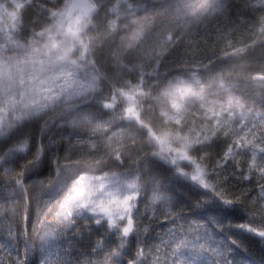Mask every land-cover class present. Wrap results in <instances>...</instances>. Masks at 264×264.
Masks as SVG:
<instances>
[{
    "label": "trees",
    "instance_id": "trees-1",
    "mask_svg": "<svg viewBox=\"0 0 264 264\" xmlns=\"http://www.w3.org/2000/svg\"><path fill=\"white\" fill-rule=\"evenodd\" d=\"M115 1L95 0L99 9L91 15V23L101 39L90 59L110 90H129L130 83L144 90L143 75L152 70L159 78L156 89L151 85L139 102L145 113L132 126L143 146L134 162L124 160L125 168L87 162L80 167L79 162L77 171L72 167L70 179L80 173H105L135 180L139 184L136 232L123 238L120 231L96 226L87 212L71 226H54L50 214L39 209L53 190L46 194L34 183L55 176L57 150L62 146L57 150L48 146L55 140L59 122L66 125L68 116L62 117L57 109L34 115L28 106L43 78L42 59L57 53L59 59L65 56V31L48 27L45 14L30 2L0 0V65L10 68L16 91L8 108L0 112V258L5 264H16L17 249L23 258L26 248L29 257L35 255L44 264H144L157 254L160 264L165 259L174 264L179 256L192 264H216L219 251L225 256L231 252L228 264H264V241L235 226L264 225V81L254 79V75L264 76V36L260 35L264 0H204L200 4L196 0H125L140 7L120 20L123 28L110 26L109 8ZM77 55L82 57L71 54ZM178 78L191 85L192 93L180 122H173L161 114L158 96L162 87ZM157 138L169 142V147L159 146ZM24 142L27 149L15 151ZM38 149L43 160L34 168L29 162ZM156 151L159 157H151ZM183 154L189 161L182 159ZM197 165L214 191L190 178L197 174ZM21 171L25 191L15 183ZM68 181L64 176L59 186H53L61 193ZM215 191L239 203L225 205ZM226 207L232 215L224 220L215 209ZM25 211L27 242L20 237ZM170 211L183 214L171 238L165 234L173 227L172 217H166ZM196 211L200 213L197 221L207 225L189 231L191 213ZM146 227L151 234L144 232ZM220 227L223 232L215 230ZM233 238L235 248L229 245ZM43 251L49 252V260H44Z\"/></svg>",
    "mask_w": 264,
    "mask_h": 264
},
{
    "label": "rangeland",
    "instance_id": "rangeland-1",
    "mask_svg": "<svg viewBox=\"0 0 264 264\" xmlns=\"http://www.w3.org/2000/svg\"><path fill=\"white\" fill-rule=\"evenodd\" d=\"M14 1L16 4L24 1L30 2L39 12L45 14L48 27L50 26L51 29H55L59 33L65 31L62 35L65 39V45L62 47L65 56L59 59L60 54L57 53L53 58L42 59L40 69L43 78L37 82L32 93L31 104L28 106L34 115L57 109L62 117L68 116L66 125L59 122V129L55 131V140L48 146L49 150H57L62 146V149L57 150L60 152V158L58 163H54L55 176L52 181L59 186L63 177H68L69 181L65 189L61 193L58 191L60 189H55L54 186L50 190H43L38 181H34L41 192L44 191L48 194L53 190L51 193L53 196L42 199L44 201L39 209L45 213L48 212L53 225L58 226L59 218L55 216V212L58 210L57 205L64 200L73 183L80 177H84L81 182L86 183L89 177L99 179L108 176L105 173L79 174L75 175L74 179H70L74 175L72 167H75V171H77L79 162L81 163L80 167L83 162H87L94 166L105 164L110 169L116 168L118 164L125 168L123 159L132 158L143 146L142 138L138 134L130 132V128L134 121L136 123L139 115L145 112L137 100L139 96L129 92L125 96L123 91H119L115 87L110 90L109 84L103 81L94 61L90 59L101 39V35L92 28L93 17L78 12L72 18L70 28L67 29L65 14L71 0ZM196 1L199 4L204 2V0ZM117 6L109 11V15L112 16L110 26H116L115 19L122 18L120 15L122 5ZM115 14H118L116 18H114ZM75 52L83 58L78 55L71 56ZM191 67L199 69L195 65ZM161 76L163 77V74ZM13 78L10 68L0 65V112L8 108V104L16 92L14 91ZM152 80V85L156 87L159 78L153 76ZM114 93L116 94L114 95ZM191 93V85L180 78L162 87L158 96V101L163 107L161 114L168 120L180 122L186 109V99ZM119 98L125 100L123 107H120L116 102V100L119 101ZM23 99L24 96L20 100ZM105 102L114 106L111 111H106L103 108ZM28 108L27 113L29 112ZM127 109L131 110L129 116L124 114ZM65 126L69 131L65 129ZM75 155L77 156L73 157ZM57 166L60 167L58 177L56 175ZM93 169L95 172L98 170L94 167ZM34 184L31 183V185ZM121 194H128L127 189ZM91 218L93 222L96 219L94 216ZM123 222V219H117L118 225ZM102 223V226H106V223ZM42 254L45 261L50 259L48 251H43ZM174 264L192 263H188L179 256Z\"/></svg>",
    "mask_w": 264,
    "mask_h": 264
},
{
    "label": "snow or ice",
    "instance_id": "snow-or-ice-1",
    "mask_svg": "<svg viewBox=\"0 0 264 264\" xmlns=\"http://www.w3.org/2000/svg\"><path fill=\"white\" fill-rule=\"evenodd\" d=\"M28 147L27 142L19 144L15 151L24 152ZM43 160V151L41 149L37 150L34 158L29 162L32 167H39L41 161ZM27 170V169H25ZM57 177L60 175V167L56 168ZM24 171H21L18 178L15 180L17 187L21 191H25L24 187ZM193 181L198 182L203 188L213 190L212 185L208 184L203 179V170L197 165V174L190 177ZM84 177L78 178L73 186L69 189L64 200L58 203V210L55 212V216L59 218V222L65 226H71L75 224L76 217H81L85 212L91 216L96 217L94 223L99 225L102 222L107 224L109 230H118L123 233V236L127 237L132 235L136 231V219L132 215L134 209L137 205L134 201L139 200V184L135 180L125 181L122 180L119 175L115 176H105L103 178H93L89 177L86 183H82ZM42 189L50 190L53 187V181L48 178H42L38 180ZM116 186V187H113ZM126 188L128 194L122 195L120 188ZM214 191V190H213ZM135 193V194H133ZM215 196L222 201L223 204L228 206H233L239 203L238 200L230 199L222 196L218 191L214 192ZM261 199L264 200V193L261 194ZM196 208L199 209L200 205H196ZM219 212L224 220H227L232 212L228 207L223 209H215ZM149 215V212L146 210L145 216ZM200 215L198 211L191 213V224L187 226L189 231H198L202 228H205L207 221L198 222L197 217ZM167 216L172 217L173 227H169L166 230V235L171 238V236L177 231V220L183 219V214L176 211H170L166 214ZM156 218V217H153ZM117 219H123L124 222L120 225L117 224ZM167 222V218H165ZM231 223V221H229ZM236 227L242 229L244 232L250 234L252 237L259 238V240L264 241V225L255 226L252 223H244L240 225H235ZM179 228H184L185 224H179ZM28 228H29V217L25 211L22 218L21 232L20 237L27 242L28 237ZM217 232H223V228L215 229ZM145 233H150L149 228H144ZM155 235L159 236V233ZM14 239L18 238L14 237ZM163 240V237H161ZM102 241H98V245ZM231 248H235L236 242L233 238L229 241ZM223 257V259H221ZM231 252L226 256L224 253H217V262L216 264H228L230 260ZM148 261H152L153 264H160L159 254L156 257L149 256L148 260L144 261V264H148ZM0 264H5L3 258H0ZM16 264H44V262L39 261V257L32 256L29 257L27 249L25 248L23 258L19 255V249H17ZM128 264H133V261H128ZM163 264H167V260H163Z\"/></svg>",
    "mask_w": 264,
    "mask_h": 264
},
{
    "label": "bare ground",
    "instance_id": "bare-ground-1",
    "mask_svg": "<svg viewBox=\"0 0 264 264\" xmlns=\"http://www.w3.org/2000/svg\"><path fill=\"white\" fill-rule=\"evenodd\" d=\"M116 3L112 6V7H110L109 8V11L112 9V8H114L115 6H117V5H122V12L120 13V15H121V19H116V26L117 27H120V28H123L124 27V24L120 21V20H123V19H125L126 17H128V16H130V14L132 13V12H134V11H136V9H137V7H140V6H137L136 7V5L134 6V5H131V4H129V3H127L125 0H116L115 1ZM118 7V6H117ZM117 15L118 14H115V16H114V18H116L117 17ZM65 16H66V14H65ZM118 21V22H117ZM116 26H114V27H116ZM66 28L67 29H69V27L66 25ZM260 35H262V36H264V27H263V29H262V31H261V33H260ZM171 39L169 38V36H167V41H170ZM144 77H143V80H142V84H141V87L142 88H144V90H140V87H139V85H132V83H130L129 84V90H124V89H121V88H117L119 91H123V93H124V95L126 96V94L129 92L130 94H132V95H136V96H139V98L137 99V100H139L138 102H140L141 103V101H142V97L143 96H146V94L148 93L147 91L149 90V88H150V86L152 85V83H151V81L150 80H145L144 78L145 77H149L151 80H152V78H153V76H155V73H154V70H152V71H149V73H145L144 75H143ZM258 76L259 75H254V79L255 78H258ZM256 80V79H255ZM258 80H260V81H264V76H261L260 75V77L258 78ZM153 81V80H152ZM153 86V85H152ZM154 88V90L156 89V87H153ZM151 90V89H150ZM116 93H117V91H116ZM116 93H114V95L116 94ZM154 93V92H153ZM128 95V94H127ZM125 100H123V98H119V101H117L116 100V102L117 103H119V106H120V103L121 102H124ZM185 105H186V102H185ZM121 107V106H120ZM131 113V110H129V109H127L126 111H125V116H129V114ZM133 123H135V121L133 122ZM132 126H133V124H132ZM127 127H128V124H127ZM130 132H134V130H132V128H130ZM134 133H136V132H134ZM137 134V133H136ZM163 139L162 138H157L156 140H155V142L159 145V146H161V147H163V148H168L169 147V142H163L162 141ZM137 154V153H136ZM158 155V157H159V155H160V153L159 152H157L156 151V153H153L152 155H151V157H156ZM134 156H136V155H134ZM134 156L132 157V158H130V157H128V158H124L123 159V161L124 160H127L128 159V161H133V160H136L135 158H134ZM184 158V160L185 161H189V157H188V155L187 154H183V156H182V159ZM134 162V161H133ZM133 194H135V193H133ZM135 202V201H134ZM132 215L135 217V219L137 218L136 217V214H135V209L133 210V212H132ZM103 224V223H102ZM106 226H107V224H106ZM136 229H137V226H136ZM118 231V230H117ZM136 232V231H135ZM135 232L132 234V235H134L135 234ZM121 233V232H120ZM121 235H122V233H121ZM132 235H130V236H132ZM130 236H127V237H124L123 235H122V237L123 238H129Z\"/></svg>",
    "mask_w": 264,
    "mask_h": 264
},
{
    "label": "water",
    "instance_id": "water-1",
    "mask_svg": "<svg viewBox=\"0 0 264 264\" xmlns=\"http://www.w3.org/2000/svg\"><path fill=\"white\" fill-rule=\"evenodd\" d=\"M96 9H97L96 5L93 4L90 0H71L70 6L68 7L66 13L68 27H70L71 18L76 12L82 11L84 13L89 14L94 12ZM105 107L109 108L107 104L105 105Z\"/></svg>",
    "mask_w": 264,
    "mask_h": 264
}]
</instances>
